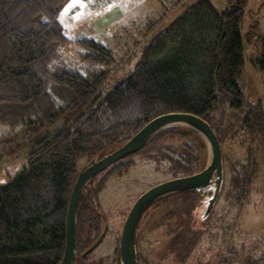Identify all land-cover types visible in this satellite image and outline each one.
Instances as JSON below:
<instances>
[{"label":"trees","instance_id":"obj_1","mask_svg":"<svg viewBox=\"0 0 264 264\" xmlns=\"http://www.w3.org/2000/svg\"><path fill=\"white\" fill-rule=\"evenodd\" d=\"M67 1L0 0V126L11 129L0 138V155L14 152L13 159L27 161L18 176L0 185V264H59L80 170L126 143L153 118L171 112L192 113L211 125L221 146L223 180L212 206L214 185L156 200L136 231L137 260L145 237L161 230L168 238L165 249L176 252L182 264L189 256L192 264H210L202 253L215 251L220 259L211 264H264V251L229 241L230 222L243 217L260 166L251 147L233 161L222 148L242 130L251 140H264L263 103L247 100L237 80L245 63L242 23L248 0H235L225 9L198 0L164 29L161 18L139 62L110 91L113 50L90 37L67 35L59 19ZM71 43L81 48L84 72L61 57V48ZM255 62L264 81V47ZM201 147L207 142L197 130L169 126L91 179L77 206L74 264L87 258L83 252L108 223L97 196L107 179L128 172L135 155L167 180L197 173L208 158L200 157ZM156 208L162 216L143 235V219ZM222 236L226 240L220 245ZM117 242L112 264H123L120 238Z\"/></svg>","mask_w":264,"mask_h":264},{"label":"rangeland","instance_id":"obj_2","mask_svg":"<svg viewBox=\"0 0 264 264\" xmlns=\"http://www.w3.org/2000/svg\"><path fill=\"white\" fill-rule=\"evenodd\" d=\"M181 1L68 0L60 9L59 19L64 24L69 37L73 39L90 37L113 50L114 73L106 86L110 91L127 77L139 62L142 52L152 39L150 31L155 23L164 18L159 28H167L190 4L198 0H187L184 5L176 7ZM211 1L220 9L228 8L235 2V0ZM242 32L245 63L242 74L237 80L247 100L261 101L264 106L263 71L255 62L260 46L264 47V0L247 1ZM80 49L79 44L71 43L62 47L60 52L62 58L84 72L85 65L79 54ZM245 112V109L241 111L242 114ZM4 130L9 133L11 129L0 126V138L7 135H4ZM195 142L201 145L200 139L195 138ZM222 148L228 161L242 157L249 148L252 157L260 166L258 178L252 186V198L243 217L236 218V221L231 220L233 223L230 222L232 232L229 241L238 247L243 245L246 249L257 248L264 251V140H251L242 130L234 143L224 142ZM200 149V157L203 159L207 155L208 162L211 155L209 145ZM14 154L9 152L0 155V185L11 182L27 164L25 158L13 159ZM133 158L134 164L128 172L113 175L105 181L98 192V200L107 217L108 232L101 243L80 264H112L113 250L117 246L132 205L147 189L167 180L168 176L164 172L155 168L151 170L144 165L138 155ZM82 164L83 159L79 160L78 166ZM85 188H88V185ZM161 212V209H153L147 217L148 223L159 220L163 213ZM227 216L230 221L232 214ZM225 240L226 237L222 236L217 243H223ZM162 242L161 239L154 246L158 257L168 252L165 251L164 246H161Z\"/></svg>","mask_w":264,"mask_h":264},{"label":"water","instance_id":"obj_3","mask_svg":"<svg viewBox=\"0 0 264 264\" xmlns=\"http://www.w3.org/2000/svg\"><path fill=\"white\" fill-rule=\"evenodd\" d=\"M175 125H183L197 130L210 148V159L199 172L162 181L143 192L132 205L122 228L120 236V252L123 264H139L137 260L136 231L146 211L161 197L172 193L201 189L214 185L215 192L210 206L217 199L223 180V157L219 139L211 125L198 115L185 112H171L159 115L139 131L126 143L101 158H93L79 172L69 200L66 218V244L63 258L59 264H74L76 260V212L80 196L87 183L114 163L138 152L148 139L159 130ZM108 223L96 241L89 246L83 255L91 253L103 240L107 233Z\"/></svg>","mask_w":264,"mask_h":264},{"label":"flooded vegetation","instance_id":"obj_4","mask_svg":"<svg viewBox=\"0 0 264 264\" xmlns=\"http://www.w3.org/2000/svg\"><path fill=\"white\" fill-rule=\"evenodd\" d=\"M162 212H163V210H162ZM161 216H160V218H161ZM147 217L148 216H146L143 219V222L141 224V228L142 229L145 228L144 229L145 231H144L143 235H146L147 225L150 224L147 221ZM159 220H155L151 224H155L156 222H159ZM221 238L222 237H220L219 239H221ZM145 239H147V241L145 242V244H142V247H141L140 252L138 254V263L139 264H182V261H179V257L177 256V253L176 252H166V254H163V255H161V256L158 257L157 254H156V252L154 251L155 250L154 249V246L161 239L163 240V242L161 243V246H164V248H165L164 242L168 238L165 235H163V231L156 230V231H154L152 233H149L148 237L147 238L145 237ZM224 243L225 242L219 243V244L220 245H223ZM219 249H220V247H219ZM165 251H167V249H165ZM203 255H205L204 258L206 259L207 263L210 262V264L213 261L216 262L217 260L219 261V259H220L219 258L220 257V252L219 251H215L214 254H212V253H206V254L203 253ZM213 256H214V259L215 260L213 259ZM193 262H194L193 257L192 256H189L188 259H187V264H192Z\"/></svg>","mask_w":264,"mask_h":264},{"label":"crops","instance_id":"obj_5","mask_svg":"<svg viewBox=\"0 0 264 264\" xmlns=\"http://www.w3.org/2000/svg\"><path fill=\"white\" fill-rule=\"evenodd\" d=\"M186 1H187V0H183V1H181L179 4H177V6H176V7H179V6H182V5H184Z\"/></svg>","mask_w":264,"mask_h":264}]
</instances>
